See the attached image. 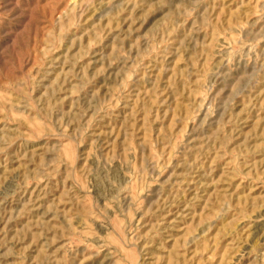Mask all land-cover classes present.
<instances>
[{"label": "rangeland", "instance_id": "obj_1", "mask_svg": "<svg viewBox=\"0 0 264 264\" xmlns=\"http://www.w3.org/2000/svg\"><path fill=\"white\" fill-rule=\"evenodd\" d=\"M0 264H264V0H0Z\"/></svg>", "mask_w": 264, "mask_h": 264}]
</instances>
